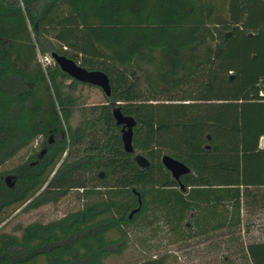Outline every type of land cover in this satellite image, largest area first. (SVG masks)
Wrapping results in <instances>:
<instances>
[{
    "label": "trees",
    "instance_id": "obj_1",
    "mask_svg": "<svg viewBox=\"0 0 264 264\" xmlns=\"http://www.w3.org/2000/svg\"><path fill=\"white\" fill-rule=\"evenodd\" d=\"M51 53L103 71L111 96L80 102L78 86L100 89L39 61ZM115 106L136 122L132 153ZM262 136L264 0H0V167L37 143L0 169V264H106L124 227L158 221L172 243L224 234V264H264V241L235 233L264 212ZM163 154L190 173L174 180ZM71 191L78 210L5 231Z\"/></svg>",
    "mask_w": 264,
    "mask_h": 264
},
{
    "label": "rangeland",
    "instance_id": "obj_2",
    "mask_svg": "<svg viewBox=\"0 0 264 264\" xmlns=\"http://www.w3.org/2000/svg\"><path fill=\"white\" fill-rule=\"evenodd\" d=\"M38 59H40V56ZM50 63H54L52 59ZM76 91V96L79 93L81 94L80 102L87 105L102 103L104 100L103 92L96 88L78 86ZM78 121V112L74 111L71 123L75 126ZM36 144L34 142L31 147H35ZM259 144L264 147V136L260 138ZM32 148L22 149L9 162L2 165L0 169H8L22 162L32 152ZM76 196L75 191H71L55 204H46L25 213L19 211L14 215L15 217L11 218V222L6 226L5 231L12 232V229L16 226L23 227L32 222L47 223L62 218L82 206V202ZM146 218L151 219V216L149 215ZM251 219L253 224L248 234L241 230L240 232H235L236 236L240 235L244 243L264 241V212L253 215ZM168 228L164 221L155 222L151 226L137 223L124 227L127 239L126 246L120 254H113L106 259V264H136L145 259L161 255L168 256V264H224L223 253L225 244L223 241L226 239L224 234H218V236H213L208 240L195 238L172 243L171 241L174 238L168 232ZM109 236L117 238L120 235L117 232H113Z\"/></svg>",
    "mask_w": 264,
    "mask_h": 264
},
{
    "label": "water",
    "instance_id": "obj_3",
    "mask_svg": "<svg viewBox=\"0 0 264 264\" xmlns=\"http://www.w3.org/2000/svg\"><path fill=\"white\" fill-rule=\"evenodd\" d=\"M50 57L53 60L54 64L59 67L60 71L66 74L71 79L82 84H87L99 88L106 97L111 96L109 77L103 71L87 70L77 64L73 59L65 55L51 53ZM112 116L115 124L121 127L120 133L124 151L126 153H132L134 151L132 138L133 128L136 125L135 120L131 116L124 115L121 108L118 106L113 107ZM133 161L141 169L147 168L150 165L149 160L140 153L134 155ZM161 163L164 168L170 173L171 177L176 181H180L182 176L190 173V169L187 165L168 154H163L161 156ZM102 176L103 173H100V177ZM180 188L183 187L180 186ZM133 192L136 193L135 190H133ZM136 194L138 197V206L135 209L131 210L128 215L129 219H131L132 216L136 214L142 206V199L139 193Z\"/></svg>",
    "mask_w": 264,
    "mask_h": 264
},
{
    "label": "built area",
    "instance_id": "obj_4",
    "mask_svg": "<svg viewBox=\"0 0 264 264\" xmlns=\"http://www.w3.org/2000/svg\"><path fill=\"white\" fill-rule=\"evenodd\" d=\"M40 62L45 65V64H49L51 62V57L46 55V56H40Z\"/></svg>",
    "mask_w": 264,
    "mask_h": 264
},
{
    "label": "flooded vegetation",
    "instance_id": "obj_5",
    "mask_svg": "<svg viewBox=\"0 0 264 264\" xmlns=\"http://www.w3.org/2000/svg\"><path fill=\"white\" fill-rule=\"evenodd\" d=\"M120 130H121V127H120ZM41 153H42V152H41ZM133 216H134V215H133ZM133 216H132V217H133ZM131 219H132V218H131Z\"/></svg>",
    "mask_w": 264,
    "mask_h": 264
}]
</instances>
